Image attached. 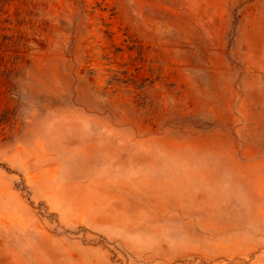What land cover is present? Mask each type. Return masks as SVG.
<instances>
[{
    "label": "rangeland",
    "instance_id": "1",
    "mask_svg": "<svg viewBox=\"0 0 264 264\" xmlns=\"http://www.w3.org/2000/svg\"><path fill=\"white\" fill-rule=\"evenodd\" d=\"M0 264H264V0H0Z\"/></svg>",
    "mask_w": 264,
    "mask_h": 264
}]
</instances>
